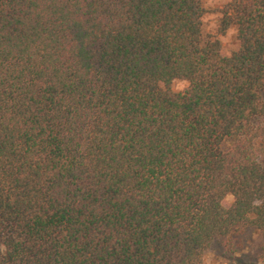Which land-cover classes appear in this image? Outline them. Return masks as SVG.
<instances>
[{
	"label": "trees",
	"instance_id": "1",
	"mask_svg": "<svg viewBox=\"0 0 264 264\" xmlns=\"http://www.w3.org/2000/svg\"><path fill=\"white\" fill-rule=\"evenodd\" d=\"M218 13L0 0V264H198L244 228L264 257V0Z\"/></svg>",
	"mask_w": 264,
	"mask_h": 264
},
{
	"label": "rangeland",
	"instance_id": "2",
	"mask_svg": "<svg viewBox=\"0 0 264 264\" xmlns=\"http://www.w3.org/2000/svg\"><path fill=\"white\" fill-rule=\"evenodd\" d=\"M205 9L202 18L203 35H216L217 21L220 13L218 10L229 0H198ZM220 40L225 55L229 56L238 48L235 28H230L223 36H217ZM231 142L222 144L224 150L228 149ZM228 205V204H225ZM261 237L255 230L244 228L237 234L215 240L208 251L214 253L218 260L226 261L227 264H262L264 257L261 251Z\"/></svg>",
	"mask_w": 264,
	"mask_h": 264
},
{
	"label": "clouds",
	"instance_id": "3",
	"mask_svg": "<svg viewBox=\"0 0 264 264\" xmlns=\"http://www.w3.org/2000/svg\"><path fill=\"white\" fill-rule=\"evenodd\" d=\"M159 87L161 89H165L164 82H159ZM190 87V84L187 80H181V79H173L171 83L168 85V90H170L173 93H180L183 94L184 91ZM234 197L231 194H228L225 197V200L222 201V205L229 204L234 201ZM4 248L3 246H0V253H3ZM198 264H227L226 261L218 260L214 257V253L210 251L202 252L198 257ZM262 264H264V261H262Z\"/></svg>",
	"mask_w": 264,
	"mask_h": 264
}]
</instances>
